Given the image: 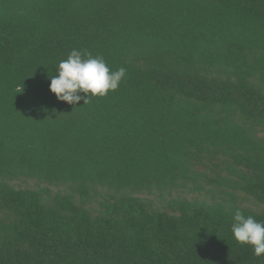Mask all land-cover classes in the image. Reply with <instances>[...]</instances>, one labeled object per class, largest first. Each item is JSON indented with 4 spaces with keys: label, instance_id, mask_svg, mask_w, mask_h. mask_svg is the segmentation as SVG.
Instances as JSON below:
<instances>
[{
    "label": "trees",
    "instance_id": "trees-1",
    "mask_svg": "<svg viewBox=\"0 0 264 264\" xmlns=\"http://www.w3.org/2000/svg\"><path fill=\"white\" fill-rule=\"evenodd\" d=\"M126 75L69 105L73 50ZM264 0H0V264H264Z\"/></svg>",
    "mask_w": 264,
    "mask_h": 264
},
{
    "label": "clouds",
    "instance_id": "clouds-1",
    "mask_svg": "<svg viewBox=\"0 0 264 264\" xmlns=\"http://www.w3.org/2000/svg\"><path fill=\"white\" fill-rule=\"evenodd\" d=\"M55 71L57 75L50 76V91L57 100L73 106L81 100L85 104L90 98L104 97L109 91H115L126 75L123 67L110 70L102 56L76 49L59 62ZM230 230L237 243L251 246L254 256L264 255V221L245 216L237 209Z\"/></svg>",
    "mask_w": 264,
    "mask_h": 264
}]
</instances>
